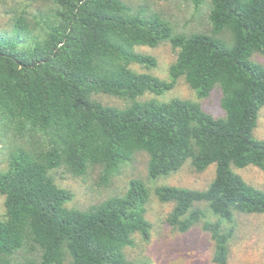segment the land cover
Returning a JSON list of instances; mask_svg holds the SVG:
<instances>
[{
	"label": "trees",
	"instance_id": "16d2710c",
	"mask_svg": "<svg viewBox=\"0 0 264 264\" xmlns=\"http://www.w3.org/2000/svg\"><path fill=\"white\" fill-rule=\"evenodd\" d=\"M40 1L35 10L8 11V29H0V264H138L126 250L135 236L150 237L145 183L131 179L122 195L75 209L54 174L97 172L107 188L140 153L149 182L214 165L202 190L153 193L171 206L169 226L186 233L200 225L213 242L212 263L228 264L236 216L264 215V191L237 171L264 173V141L253 138L264 66L252 59L264 55V0H208V29L188 34L122 0ZM183 1L197 9L206 2ZM162 42L175 54L171 82L130 68H154L135 49ZM179 78L199 99L217 91L221 116L189 100L142 99ZM100 95L126 104L105 105Z\"/></svg>",
	"mask_w": 264,
	"mask_h": 264
},
{
	"label": "rangeland",
	"instance_id": "374dc122",
	"mask_svg": "<svg viewBox=\"0 0 264 264\" xmlns=\"http://www.w3.org/2000/svg\"><path fill=\"white\" fill-rule=\"evenodd\" d=\"M131 8L138 6L146 8L167 21L174 33L188 34L208 29L206 15L208 0L198 9L191 1L183 0H122ZM40 0H0V29H8L10 10H35L43 7ZM136 53L152 57L156 66L150 70L141 65H131L137 73H147L164 82H171L168 68L175 61V54L167 42H162L155 48L138 47ZM253 61L264 66V55H254ZM96 99L105 105L123 107L126 102L117 98L100 95ZM143 100H153L158 103L172 99H183L198 103L201 108L214 117H220L219 93L212 92L208 97L199 99L182 78L174 82V86L159 96L144 94ZM253 138L264 141V106L259 110ZM145 154H136L133 161L123 165L114 176L107 188L98 186L97 172L82 177H75L61 170L54 174L59 187L72 193V199L67 207L85 209L109 196L122 195L131 179L143 181L149 192V200L145 206V218L150 223V237L147 242L135 236V247L126 250L127 257L138 264H214L212 263L213 242L208 233L200 225L191 228L186 233H180L166 222L171 206L159 203L154 196V189L160 186H174L185 189L202 190L214 176V165L205 171L197 173L188 165L169 176L160 177L155 181H146ZM239 171L240 175L255 188L264 191V173L253 167ZM237 173V172H236ZM2 198L0 197V216L2 215ZM236 227L229 241L228 264H264V215H237ZM227 230L229 225L222 226Z\"/></svg>",
	"mask_w": 264,
	"mask_h": 264
}]
</instances>
